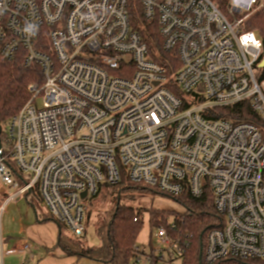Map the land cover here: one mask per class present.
<instances>
[{
	"label": "built area",
	"instance_id": "1",
	"mask_svg": "<svg viewBox=\"0 0 264 264\" xmlns=\"http://www.w3.org/2000/svg\"><path fill=\"white\" fill-rule=\"evenodd\" d=\"M138 1L168 66L134 29L130 0H0V60L21 54L43 76L6 126L0 181L9 199L38 195L76 239L88 202L123 176L175 199L210 192L223 225L207 234L204 264L264 259V137L217 113L248 102L264 115L263 41L242 29L261 0H228L232 18L219 0ZM155 244L132 264L164 249L180 259L166 227Z\"/></svg>",
	"mask_w": 264,
	"mask_h": 264
},
{
	"label": "trees",
	"instance_id": "2",
	"mask_svg": "<svg viewBox=\"0 0 264 264\" xmlns=\"http://www.w3.org/2000/svg\"><path fill=\"white\" fill-rule=\"evenodd\" d=\"M226 1L219 0V7L223 11H226ZM130 15L134 29L141 34L153 58L159 64L168 66V61L172 62L173 57L162 49V39L158 33V26L156 23L149 22L144 18L138 0H130ZM243 26L246 30L254 31L262 39V59H264V6L249 16L244 21ZM170 73H173V70L170 69ZM257 78L258 81L264 82V68H257ZM42 80L43 76L39 66L26 67L21 54L11 61L0 60V126L2 127V145L6 138V129L3 131V126H7L10 119L18 113L28 100L29 85L42 83ZM217 113L221 118L235 124L246 122L255 125L264 137V115L254 111L248 102L232 107L218 108ZM104 190L112 191L116 198L115 205L109 216L97 226L102 245L97 248H91L80 243H72L68 238L69 236L63 234L65 226L56 222L60 229L57 245L68 254L90 258L103 264H132L143 221L138 218L140 214L132 207L121 204V197L129 196L134 192L158 193L159 191L150 186L135 184L126 176H123L122 181L118 185L103 186L101 192ZM176 199L182 200L187 210L184 214L176 217L173 222L175 224L173 229L164 223V213L154 209L148 211L150 224L152 227H166L168 235L177 241L178 249L180 250V254L177 253V258L181 259L180 264H204V248L207 234L213 228L221 227L223 218L217 212L210 192H206L201 199H193L187 195L181 199ZM70 236L73 237L72 235ZM81 239L76 240L81 241ZM157 260L155 259L153 264H157ZM173 260V258L170 259V261ZM216 264H264V259L239 260L230 258L221 260Z\"/></svg>",
	"mask_w": 264,
	"mask_h": 264
},
{
	"label": "crops",
	"instance_id": "3",
	"mask_svg": "<svg viewBox=\"0 0 264 264\" xmlns=\"http://www.w3.org/2000/svg\"><path fill=\"white\" fill-rule=\"evenodd\" d=\"M6 188H3L4 195ZM50 221L55 220L48 212L38 213L29 195L25 196V202L20 197H7L6 201L1 202L0 264H103L68 254L59 248V225L55 221L58 228L56 234V228Z\"/></svg>",
	"mask_w": 264,
	"mask_h": 264
},
{
	"label": "rangeland",
	"instance_id": "4",
	"mask_svg": "<svg viewBox=\"0 0 264 264\" xmlns=\"http://www.w3.org/2000/svg\"><path fill=\"white\" fill-rule=\"evenodd\" d=\"M228 0L226 1V11H222L229 17L232 18L231 14L229 13V9L227 8ZM264 6V0H261V4L259 7H256L253 9L249 14L245 15V18L247 19L249 16L254 14L256 11L261 9ZM245 19V20H246ZM244 20V21H245ZM242 29H245L244 26H242ZM246 30V29H245ZM37 104L39 106L42 105V99L41 97L38 99ZM6 125L3 126V131H5ZM6 186L0 181V204L7 200V197L9 198L15 190L12 188L7 187V193L4 195L3 188ZM115 198L116 195L112 194V191L104 190L101 192L98 197L94 200H90L88 212L85 217V225H86V233L84 237L81 239V241H78L71 237V233L68 231L66 227L63 228V234L65 236H69L68 238L73 243H80L82 245H87L91 248H97L102 245V239L98 232L97 226L99 223L109 216L110 212L112 211L114 205H115ZM29 199L32 201L33 204H35L38 213L46 214L47 209L45 205L42 203L40 198L36 196L35 194L29 195ZM20 200L25 202V196H20ZM121 204L127 205L132 207L137 213H139V219H142L143 221V227L142 231L139 235L137 245H144L149 250L151 247L155 248L159 245H156L157 241V231L159 227H152L150 224V216L148 211L151 209L160 211L164 213V223L172 224L176 217H178L181 214H184L186 212V207L183 204L182 200H177L175 198L165 196L164 194H161V192L158 193H148V192H134L129 196H122L121 197ZM53 223V225L56 228V234L58 232L57 224L55 221H50ZM49 223V222H48ZM163 258H158L157 264H180V259L170 261V256L168 252L164 249L162 251Z\"/></svg>",
	"mask_w": 264,
	"mask_h": 264
},
{
	"label": "water",
	"instance_id": "5",
	"mask_svg": "<svg viewBox=\"0 0 264 264\" xmlns=\"http://www.w3.org/2000/svg\"><path fill=\"white\" fill-rule=\"evenodd\" d=\"M260 68H264V59L262 60V62H261V64H260V66H259ZM1 133H2V127L0 126V157H1V155H2V141H1ZM86 196V194L84 193L83 194V197H85Z\"/></svg>",
	"mask_w": 264,
	"mask_h": 264
}]
</instances>
